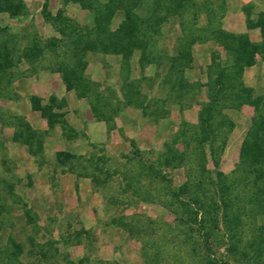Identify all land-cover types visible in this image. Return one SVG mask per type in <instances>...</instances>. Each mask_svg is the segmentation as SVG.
Returning a JSON list of instances; mask_svg holds the SVG:
<instances>
[{"label": "rangeland", "instance_id": "rangeland-1", "mask_svg": "<svg viewBox=\"0 0 264 264\" xmlns=\"http://www.w3.org/2000/svg\"><path fill=\"white\" fill-rule=\"evenodd\" d=\"M23 1L24 16L12 19L0 14V28L9 29L0 32V41L7 39L15 55L26 45L28 32L45 42L60 39L42 17L45 2L52 14L63 8L77 27L90 25L89 12L78 4ZM192 1L194 4L187 3L178 17L170 16L165 9L161 11L167 20L153 43L154 53L161 56L174 53L178 38L188 43L192 61L184 77L191 86L181 92L170 90L168 84L161 85L166 70L163 59L141 68L137 64L138 52L127 63L129 66L115 56H86L84 76L99 86L101 98L112 102L113 91L128 75L138 85L143 104L157 102L156 116L143 118L136 105L119 107L118 114L108 122L97 119L89 105L95 101V94L81 98L75 91H67L60 74L48 66L50 54L33 65L14 60L13 67L0 72V264H196L197 254H204L197 232L188 228L186 215L172 193L185 181L187 173L194 182L201 178L202 190L198 193L210 196L217 173L233 180L240 146L254 114L252 107L238 100L231 102V92L233 97L238 93L237 85L228 92L223 110L234 127L227 134L222 152L214 160L208 159L205 175L195 168L193 145L188 149L192 155L181 167L159 166L156 162L167 151L166 143L184 150L188 129L178 135L180 126L184 122L196 124L200 105L206 101L204 84L211 54L223 55L210 31L219 25L226 32L247 34L250 41L262 43L259 28L249 29L247 23L259 20L264 0H207L211 21L198 8L202 0ZM155 71L162 74L155 76ZM239 77L255 95L264 96V55H255V63L244 68ZM31 96L43 103L52 96L64 99L58 110L63 114L64 127H48L39 112H32ZM151 111L155 108L147 112ZM22 119L39 137L35 144L42 143L43 151L36 156L13 139ZM60 151L80 159L60 165L55 157ZM160 161L162 164V158ZM243 218L239 247L247 250L245 258L226 252L220 221V228L211 238L214 257L228 264H264V245L253 254L252 219ZM193 247L197 254L191 252Z\"/></svg>", "mask_w": 264, "mask_h": 264}, {"label": "trees", "instance_id": "trees-1", "mask_svg": "<svg viewBox=\"0 0 264 264\" xmlns=\"http://www.w3.org/2000/svg\"><path fill=\"white\" fill-rule=\"evenodd\" d=\"M149 1L62 0L63 6L70 3L78 4L89 12L90 25L83 28L73 24L72 20L65 15L63 8L52 14L48 10V3L45 2L41 9L42 17L59 34L60 39L45 42L36 34L32 35L28 32L25 34L27 43L17 52V55L9 41L2 39L0 41V72L13 67L14 60L33 65L35 61L43 60L45 54H50L52 60L49 61L48 66L60 74L67 91H75L81 98L89 97L90 93L95 94L93 97L96 102L90 101L89 105L97 119L108 122L118 114L119 107L136 105L141 109L143 118L156 116L157 102L143 104L138 85L136 86L128 75L122 79L119 89L113 91L112 102L106 97L101 98L97 91L99 86L84 76L88 53L119 57L121 63L129 66L127 63L131 62L138 52L137 64L141 68L146 63L158 64L161 59L165 61L166 70L163 73L161 85L168 84L169 89L177 93L191 86L184 77V70L192 61L188 43L178 38L174 53L162 56L154 53L153 43L159 36L160 26L167 20L166 15H161L163 9L170 16L178 17L187 3H194L192 0ZM197 4L211 21L212 14L207 9V0L198 1ZM197 4L194 6L195 9ZM0 14H6L12 19L20 18L26 14V5L23 0H0ZM116 18L120 20L116 21ZM114 23L115 26L112 27ZM247 28H259L264 38V13L256 22L248 21ZM2 31L8 32L9 29L0 28V32ZM210 32L222 49L223 55L220 52L211 54L210 65L207 67V81L204 84L207 87L206 101L200 105L196 124L184 122L180 126L178 135L185 134L188 129V136L185 137L183 145L184 150L178 151L177 148H171L166 143L164 147L167 151L160 156L163 162L161 164L159 159L156 163L159 166L174 164L181 167L187 160V156L193 154L195 168L199 174L205 175L208 159L214 160L216 155L222 152L226 145L227 134L234 127V122L223 113V110L227 106L225 101L228 100V92L233 91V87L237 85L238 93L233 97L231 92V102L238 100L252 107L254 114L240 146L238 163L232 173L233 180H228L223 174L217 173L215 190L210 196L204 192L199 194L198 192L202 190V179L194 182L191 179V173H187L185 181L172 193V197L186 215L188 228L195 229L203 247L204 254L199 257L194 247L191 250L193 254H197L196 264H228L214 257L211 249V238L215 230L220 228L219 221L226 243V252L233 257L245 258V252H247L246 249L239 247V238L244 226L243 216H249L252 219L250 230L253 238L251 245H254L253 254L259 253L264 245V96L255 95L253 89L245 87L239 77L244 68L255 63V55H264V41L260 44L254 43L249 40L247 34L229 33L222 30L219 25ZM14 35L13 33L12 37ZM194 40L192 39L191 42L193 43ZM161 74L159 71L154 73L155 76ZM29 102L31 109L40 113L48 127L56 124L64 127L63 114L58 112L65 103L64 99L58 100L52 96L43 103L38 97L31 96ZM100 102L102 104H99ZM151 107L155 108V111L147 112ZM38 138L36 132L23 119L21 128L14 132L13 137L14 141L24 144L32 156L43 151L41 141L38 145L34 142ZM192 145L193 153L191 154L188 153V149ZM55 157L60 165H64L66 160L80 159L79 156L64 151L57 152ZM151 173L157 174L153 170ZM234 181L238 182L237 186ZM257 221L261 223L258 224Z\"/></svg>", "mask_w": 264, "mask_h": 264}, {"label": "crops", "instance_id": "crops-1", "mask_svg": "<svg viewBox=\"0 0 264 264\" xmlns=\"http://www.w3.org/2000/svg\"><path fill=\"white\" fill-rule=\"evenodd\" d=\"M32 112H35V111H32Z\"/></svg>", "mask_w": 264, "mask_h": 264}]
</instances>
